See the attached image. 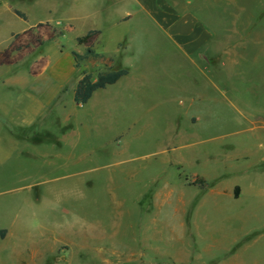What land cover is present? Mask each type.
<instances>
[{
  "label": "rangeland",
  "instance_id": "1",
  "mask_svg": "<svg viewBox=\"0 0 264 264\" xmlns=\"http://www.w3.org/2000/svg\"><path fill=\"white\" fill-rule=\"evenodd\" d=\"M21 6L31 33L4 55L6 65L0 68V231H6L5 239L0 240V264H173L160 257L164 254L179 256L184 264L185 257L199 256L203 248L209 251L191 264H264V178L261 181L259 174L264 164L252 171L256 175L249 180L234 181L233 170L216 172L229 177L222 186L230 187L234 181L246 193L234 205L208 215L216 223L211 232L192 239H169L163 219L167 216H163L161 235L153 247L158 254L136 245L141 199L136 197L137 181L126 182L122 172L126 163L135 167L150 152L136 149L137 142H143V128L183 133L197 158L227 146L250 148L257 158L264 157V21L256 22L249 37L223 38L222 47L235 49L225 66L214 73L225 96L193 76L180 85L175 69L176 88L188 94L135 102L127 99L123 86L109 87L95 92L86 105L77 108L71 87L83 75L95 79L104 70L101 66H77L72 53L84 54V35L94 28L100 35L88 43H94L93 49H103L105 56L116 57V43L123 38V31L115 30L104 15L86 14L76 19L58 0H36ZM260 10L257 6L256 11ZM139 40L141 49H169L157 47L150 37ZM125 46L121 42L118 49ZM174 63L179 65L177 59ZM57 67L68 73L67 92L62 95L63 81L54 70ZM67 115H71L69 122ZM41 128L51 136H43ZM60 129L70 133L68 139ZM171 178L168 183L177 189L180 180H189L188 173ZM251 180L260 189L248 188ZM121 207L126 209L122 218ZM149 218L145 217V222ZM228 218H238L235 237L255 234L231 259L222 249L213 248L230 245L231 231L217 226ZM100 227H107L112 235L115 229H126L133 240L123 241L119 233H100Z\"/></svg>",
  "mask_w": 264,
  "mask_h": 264
},
{
  "label": "crops",
  "instance_id": "2",
  "mask_svg": "<svg viewBox=\"0 0 264 264\" xmlns=\"http://www.w3.org/2000/svg\"><path fill=\"white\" fill-rule=\"evenodd\" d=\"M33 1L36 0H0V68L6 65L4 55L10 52L17 41L24 42L31 33L32 26L26 13L21 9V4ZM58 1L63 7L65 5V11L76 19L84 17V15L87 16L86 14L104 15L103 17L110 21L115 30L123 31V38L116 43L117 55L113 57L115 59L102 54L103 49L93 50L112 59L115 70L127 71V76L109 87L123 86L122 90L127 99L135 102L150 99L157 101L167 99L168 96L188 94L184 89L176 88V85H179V79H177L178 76H175V69L179 71L177 75L181 79L180 85L183 84V80L193 76L199 83L208 85L220 96H225V91L219 87L215 74L235 54V49L222 47L223 38L234 35H237L238 38L249 37L255 30L256 22L264 21V0ZM257 6L261 7L259 12L256 11ZM16 13L22 15L23 18L17 16ZM66 20L69 19L63 21ZM68 26L71 27L69 23ZM88 33H93L87 41V46L92 47L94 43L88 42L96 41L100 33L94 28L87 31L84 36L86 37ZM141 37H150L157 47L165 45L169 49H151L152 51L141 49L142 43L139 40ZM121 42L126 43L125 49H118ZM149 50L152 54L150 57L147 55ZM154 54L163 56L159 58ZM174 58L179 61V65L174 63ZM102 69L104 70L103 67ZM54 70L57 77L59 76L63 81L60 95L65 94L66 88H68L66 86L69 84L68 73L58 67ZM56 81L60 80L56 79ZM77 83L70 89L72 94ZM29 98L33 99L32 96ZM75 106L82 107L76 104ZM69 116L71 117V115ZM69 116L67 115L65 119L67 122L70 120ZM190 123H192L191 120ZM40 132L43 133V136L46 134L51 136L47 129L41 128ZM66 133L63 130L60 131L62 137L68 139L70 133ZM141 134L148 136L142 137V143L137 142L136 149L142 147L150 152L142 156L140 158L142 160L135 167H128L131 165L126 163L127 167L125 166V170L122 172L126 176V182L137 181L136 197L141 199V202L138 200V204L142 221L139 224L141 230L135 237L136 245L143 249H152V252L157 254L158 251L153 247L158 244L156 240L161 235L159 222L163 216H167L163 219L167 221L165 228L170 231L168 236L171 238L169 239L178 236L192 239L194 236H202L204 231L211 232L215 229L214 224L216 223L209 220L208 215L219 213L224 210L225 205L238 202L243 195L245 196L246 192H243L234 181L253 179L256 173L253 174L252 171L264 164V157L257 158L250 148L243 150L227 146L218 149L215 153L205 152L203 156L199 155L197 158V155L190 152V143L184 141L183 133L179 134L176 130L163 131L158 128L151 130L143 128ZM58 145L60 143L55 144L56 148ZM131 147L127 146V149H131ZM149 156H152L150 158L152 161L147 158ZM221 170L234 171L233 175L237 179L232 180L233 183L230 187L222 186L224 181L229 179L224 175V172L222 176L216 175V172ZM259 172L262 181L264 168ZM186 173H188L189 179L194 177L204 179L210 185L209 188L199 190L196 187H189L186 179L180 180V185H178L180 189L174 188L168 183L172 176L186 175ZM214 175L216 176L214 177ZM253 181H248L247 187L260 189L259 185L256 186L257 182ZM209 197H211L210 201ZM122 207L120 208V210L122 209L121 218L123 213H126V209ZM147 216L150 218L145 222L144 218ZM236 224H238V218L219 221L217 226H225L231 231L229 235L231 243L227 247L222 245V247H213L216 250L222 249L225 256L227 255L226 257H230V259L238 256V252L254 240L255 235L253 232L235 237L233 231ZM97 226L95 228L99 229ZM100 228V233H107L110 236L119 233L120 239L123 241L129 239V243H131L133 240L132 237H129L131 234L126 229L118 231L115 229L112 235L107 227ZM211 242L214 245L215 240H211ZM163 245H167V243H163ZM206 251L203 248V251L200 249L199 256L194 254L191 258L185 257L184 264H191L199 257L201 259V253L204 256ZM160 257L165 258L169 263L172 261L173 264H181L179 256L164 254Z\"/></svg>",
  "mask_w": 264,
  "mask_h": 264
},
{
  "label": "trees",
  "instance_id": "3",
  "mask_svg": "<svg viewBox=\"0 0 264 264\" xmlns=\"http://www.w3.org/2000/svg\"><path fill=\"white\" fill-rule=\"evenodd\" d=\"M17 16L23 18L19 13ZM93 33H88L84 38V46L86 47L83 55L72 53L74 63L78 66L81 64L95 66L101 65L104 68V72L97 74L93 79L91 75H83L80 81L77 83L73 93V102L77 106L86 105L92 98L93 94L97 91L106 89L109 86L116 84L120 79L127 76L125 70H115L114 62L112 59L105 57L102 54L96 53L92 47L87 46V41L92 37ZM189 187H196L199 190H205L209 188V184L200 177H194L188 181ZM6 231H0V240H4Z\"/></svg>",
  "mask_w": 264,
  "mask_h": 264
}]
</instances>
